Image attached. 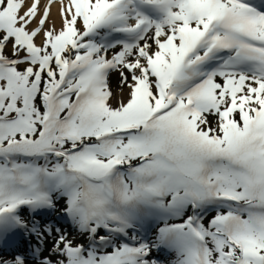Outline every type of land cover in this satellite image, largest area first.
Returning a JSON list of instances; mask_svg holds the SVG:
<instances>
[{
	"label": "snow or ice",
	"instance_id": "snow-or-ice-1",
	"mask_svg": "<svg viewBox=\"0 0 264 264\" xmlns=\"http://www.w3.org/2000/svg\"><path fill=\"white\" fill-rule=\"evenodd\" d=\"M0 264H264V0H0Z\"/></svg>",
	"mask_w": 264,
	"mask_h": 264
}]
</instances>
